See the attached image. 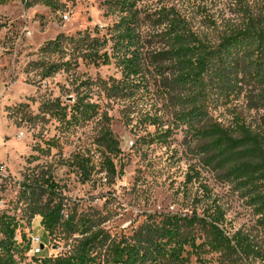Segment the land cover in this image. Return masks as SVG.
Instances as JSON below:
<instances>
[{"label":"rangeland","instance_id":"obj_1","mask_svg":"<svg viewBox=\"0 0 264 264\" xmlns=\"http://www.w3.org/2000/svg\"><path fill=\"white\" fill-rule=\"evenodd\" d=\"M119 1L0 0V77L7 89L2 105L12 123L0 126V219L10 216L20 223L19 243L24 236L29 241L41 237L48 247L42 257L67 255L72 241L64 240L62 230L50 236L41 216L32 219L24 194L25 184L50 177L59 192L53 200L63 201L65 213L105 219L102 228L117 237L131 234L150 215L206 217L210 208H219L229 237L243 233L261 249L264 261V204L250 199L264 196V182L258 180L259 186L244 194L223 178L224 171L214 170L215 164L208 168L204 163L211 156L197 154L208 140L194 139L197 129L175 117L183 107L179 103L188 102L207 110V125L229 133L243 126L264 136V0H132L146 78L117 98L106 92L122 80L115 60L107 65L91 53L98 39L107 42L100 55L112 54L113 28L124 15ZM175 15L196 36L199 51L214 54L205 76L189 91L181 90L176 77V106L163 86L169 79H159L149 68L154 55L169 51L160 36ZM59 38L57 49L47 47ZM52 64L61 70L45 78ZM221 71L226 77H220ZM81 101L97 105V114L66 124ZM59 108L66 109V123L56 117ZM107 127L121 148L114 160L123 172L114 184L103 172L99 146ZM78 157L89 158L94 167L88 182L74 165ZM31 259L27 254L26 260ZM221 261L219 254L206 256L207 264ZM192 264H199L197 257Z\"/></svg>","mask_w":264,"mask_h":264},{"label":"trees","instance_id":"obj_2","mask_svg":"<svg viewBox=\"0 0 264 264\" xmlns=\"http://www.w3.org/2000/svg\"><path fill=\"white\" fill-rule=\"evenodd\" d=\"M119 2L124 15L113 28V35L110 38V41H114L112 54L100 55L99 48L106 47L107 42L100 44L97 43L98 39L92 41L97 48L91 53L92 57L99 58L107 65L115 60L122 73V80L111 89H106V92L108 97L117 98L124 97L122 91L138 85L137 82L143 84L146 78L143 56L136 37L137 17L133 10L134 3L132 0ZM180 22L176 19V15L170 20L169 28L160 36L169 51L154 55L149 65L159 79L165 77L169 79L166 86L165 83L163 86L167 94L171 95L174 106H176V94L172 95V93L176 92V77L178 85H183L181 90L189 91L205 76L214 58L212 51H203V53L199 51V47L194 45L199 44L198 39ZM60 39L50 42L47 47L55 46L57 49ZM221 62L223 63V60ZM60 70L58 65L52 64L46 69L44 77L49 78ZM223 71L220 72L221 78L226 77ZM260 80L264 83V77ZM184 100L195 101L190 97H184ZM186 103H179L183 107L175 112V117L190 129H197V131L193 130L194 139L203 137L202 139L208 140L209 143L198 148L197 152L201 157L211 156L204 164L211 170L215 164L214 170L224 171L223 178L228 182L236 183L244 194L256 189L259 186L258 180L264 182V136L253 135L250 128L243 126L238 127V132L229 133L219 126L207 125L205 123L208 118L207 110L203 106ZM97 109V105L81 101L72 109V119L68 123H66V109L59 108L56 117L62 123L70 125L73 121L90 120L97 114ZM201 126L203 130L200 131L198 127ZM165 135L166 133H162L158 138L162 139ZM151 142L153 143L154 140ZM99 146L103 159V172L106 173L107 182L114 184L123 170L119 172L115 164L114 159L121 153V148L109 127L103 129ZM245 146L251 148L246 149ZM245 160H251L254 164L245 165L243 164ZM74 165L81 171L84 181L88 182L94 170L91 160L78 157ZM191 179L189 177V181ZM24 189L31 218L41 216L42 227L50 236L62 230L65 234L64 240L72 241V250L67 255L56 257L31 255L33 259L27 261L26 255L31 254L30 241L24 236L19 243L17 231L20 229V223L13 217L2 216L0 229L3 239L0 242V264H192L193 256L197 257L199 264H207L206 256L213 254H219L223 264L243 263L244 260L264 264V261H261L263 257L261 249L244 237L243 233L238 232L229 237L224 230L225 215L219 208H210V213L206 217H199L195 213L193 217L172 213L150 215L147 221L131 234L117 237L102 228L105 219L93 218L85 214L78 219L75 213H65L66 207L63 201L53 200L54 197L58 198L59 192L56 183L50 177L38 185L27 183ZM250 199L254 202L257 199L259 200L257 204H264V196L259 193Z\"/></svg>","mask_w":264,"mask_h":264},{"label":"crops","instance_id":"obj_3","mask_svg":"<svg viewBox=\"0 0 264 264\" xmlns=\"http://www.w3.org/2000/svg\"><path fill=\"white\" fill-rule=\"evenodd\" d=\"M0 34H2V32H0ZM2 56V48H0V58ZM6 87H5V83L2 77H0V126L2 125H11V121H9L8 119H6V115L5 111L6 109L4 108V98H5V93H6ZM4 106H3V105Z\"/></svg>","mask_w":264,"mask_h":264},{"label":"built area","instance_id":"obj_4","mask_svg":"<svg viewBox=\"0 0 264 264\" xmlns=\"http://www.w3.org/2000/svg\"><path fill=\"white\" fill-rule=\"evenodd\" d=\"M67 20V17H64ZM30 245H31V255L33 257H42L41 254L44 249L48 248L46 244L43 243L42 238L39 236H32L30 238ZM49 257V256H48Z\"/></svg>","mask_w":264,"mask_h":264},{"label":"flooded vegetation","instance_id":"obj_5","mask_svg":"<svg viewBox=\"0 0 264 264\" xmlns=\"http://www.w3.org/2000/svg\"><path fill=\"white\" fill-rule=\"evenodd\" d=\"M48 68H49V66H48Z\"/></svg>","mask_w":264,"mask_h":264}]
</instances>
